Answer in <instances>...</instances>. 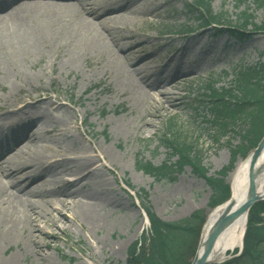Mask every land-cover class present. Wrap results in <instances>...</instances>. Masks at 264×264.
<instances>
[{
  "label": "bare ground",
  "instance_id": "bare-ground-1",
  "mask_svg": "<svg viewBox=\"0 0 264 264\" xmlns=\"http://www.w3.org/2000/svg\"><path fill=\"white\" fill-rule=\"evenodd\" d=\"M159 5L150 0H0V12L7 9L0 14V76L11 80L10 87L17 76L31 83L37 75L21 70L19 60L26 63L27 56L50 47L58 52L56 61L60 57L63 66H75L88 52L105 55L119 83L127 86L133 114L141 116L136 124L125 119L115 122L114 130L150 132L156 117L178 108L174 90L180 82L198 78L200 65L195 61L208 51L204 47L210 37V30L178 35L175 42L167 41L172 45L169 59L134 67L138 60L134 52L124 56L118 52L126 37L116 29L156 14L150 12ZM115 9L121 12L95 20ZM40 71L44 74L45 68ZM59 106L46 96L30 98L27 94L19 104L0 108V264H24L26 256H30L27 264H53L42 249L49 245L42 238L56 241L57 223L61 229L70 222L97 232L104 223V210L115 204L97 167L101 160L121 162L122 153L95 138H81L69 148L67 142L73 139L67 121L53 112ZM249 157L236 161L229 175L235 205L246 196ZM258 159L264 163V148ZM64 174L72 178L65 179ZM25 179L26 184H21ZM35 180L39 182L30 186ZM257 191L264 194V172L258 177ZM222 208L219 205L209 213L207 226ZM245 228L242 216L220 233L210 254L212 263H221L228 253L240 249ZM206 231L207 227L202 235ZM10 244L16 249L10 251Z\"/></svg>",
  "mask_w": 264,
  "mask_h": 264
},
{
  "label": "rangeland",
  "instance_id": "rangeland-1",
  "mask_svg": "<svg viewBox=\"0 0 264 264\" xmlns=\"http://www.w3.org/2000/svg\"><path fill=\"white\" fill-rule=\"evenodd\" d=\"M168 1L150 0V3L160 2L150 12L151 14L156 11V14L146 15L145 20L128 21L116 29V32L126 37L121 41L122 47L118 52L121 56L134 52L133 58H138L134 67H139L146 61L149 63L144 65L150 67L169 59L172 45L168 46V39L175 42V37L188 34L189 29L210 30V37H206L204 47L208 51L201 55L202 59L195 61V64L200 65L198 78L180 82L174 90L177 93L175 102H178V108L173 113L156 117L155 125L149 128L150 132L125 134L114 130L115 122L125 119L136 124L141 116L133 114L127 86L119 83L113 73L112 64L108 63L105 55L88 52L75 66H63L59 61L60 57L56 61L58 52L50 47L38 54L27 56L26 63L19 60L21 70L37 75L31 83H25L17 76L14 87H10L11 80L2 79L0 76V108L4 104H19L21 98H26L27 94L30 98L46 96L57 105L60 104L53 112L67 121L68 132L73 139L72 143L67 142L69 148L76 145L81 138L88 141L95 138L97 142L104 141L122 153L121 162L109 164L101 160L97 167L104 179V188L115 203L104 210V223L99 230L87 232L84 225L79 227L70 222L61 229L59 222L54 231L57 234L56 241L52 242L49 236L42 238L43 242L49 244L47 248L42 246V249L53 264H127V248L149 229L138 198L141 190L147 194L145 206L164 221L180 220L195 211L208 214L213 210L210 203L211 189L190 166L172 174L171 178L164 177L159 180L137 168L138 160L149 161L157 166L170 158L162 140L169 120L173 122L178 133L192 142L199 165L207 175H225L224 179L229 187V175L236 161L249 155V145L243 142L239 133L240 123L232 130L227 127L226 137L215 140L220 129L214 126L211 106L204 100L207 99L205 87L214 80L216 87L227 88L233 77L232 70L236 66L264 63V33L257 29L264 18L263 11L249 6L253 16L252 24L245 37L237 40L212 26L199 29L195 15L184 8L191 0ZM209 2L214 14L220 13L224 16V24H236V0ZM5 11L7 9L3 10ZM119 12L121 11L117 9L108 11L95 20L99 21L107 15ZM41 67L45 68L44 74L40 71ZM161 104L166 105L162 101ZM44 127L49 126L47 124ZM174 160L175 157H171L170 162ZM63 177L69 180L72 178L67 174ZM37 182L39 180H35L30 186ZM21 184H26V179ZM127 184L130 187H126ZM68 215L67 213L66 216ZM260 216L264 220V212ZM15 249L16 245L10 244L9 250ZM238 250L234 251L235 254L232 251V254L228 253L221 263L238 255ZM29 259L30 256H26L23 263H29Z\"/></svg>",
  "mask_w": 264,
  "mask_h": 264
},
{
  "label": "trees",
  "instance_id": "trees-1",
  "mask_svg": "<svg viewBox=\"0 0 264 264\" xmlns=\"http://www.w3.org/2000/svg\"><path fill=\"white\" fill-rule=\"evenodd\" d=\"M209 5V0H191L184 8L195 15L199 27L212 26L221 33L227 32L237 40L245 37L247 29L252 24L250 5L254 10H262L264 14V0H236V24L229 25L224 24V16L220 13L214 14ZM257 29L264 33V18ZM232 73L233 77L227 88H218L216 82L211 80L205 87L207 99L204 100H207L211 106L214 126L220 129V134L215 140L226 137L227 127L232 130L240 123L239 133L251 150L264 135V63L258 62L246 66L239 64ZM162 140L170 158L157 166L149 161L138 160V169L159 180L164 177L171 178L172 174L190 166L211 189V207L228 199L230 188L225 182V175L222 174L221 177L207 175L199 165L192 142L178 133L170 120L167 122ZM171 157H175L172 162H170ZM126 187L130 186L127 184ZM146 195L141 190L138 198L140 207L148 219L149 229L127 248V264H190L197 248L206 212L195 211L180 220L164 221L145 206ZM262 212H264V200L251 206L241 242V252L221 264H264V220L260 216Z\"/></svg>",
  "mask_w": 264,
  "mask_h": 264
},
{
  "label": "water",
  "instance_id": "water-1",
  "mask_svg": "<svg viewBox=\"0 0 264 264\" xmlns=\"http://www.w3.org/2000/svg\"><path fill=\"white\" fill-rule=\"evenodd\" d=\"M264 148V136L258 142L257 146L251 151L248 171H247V191L243 201L234 204L232 198H229L223 203V208L218 212L215 219L207 226V222L202 228L199 243L195 255L190 264H214L211 262V253L213 246L218 239L220 233L227 229L232 222L236 221L240 217H247V214L251 206L259 201L264 200V194H259L257 191V180L259 175L264 172V163L259 162V157ZM207 231L204 235L203 231Z\"/></svg>",
  "mask_w": 264,
  "mask_h": 264
}]
</instances>
